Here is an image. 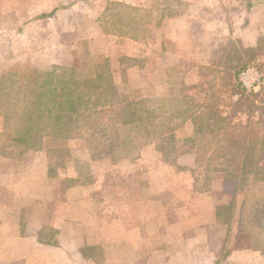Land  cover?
Here are the masks:
<instances>
[{
	"label": "rangeland",
	"instance_id": "1",
	"mask_svg": "<svg viewBox=\"0 0 264 264\" xmlns=\"http://www.w3.org/2000/svg\"><path fill=\"white\" fill-rule=\"evenodd\" d=\"M29 1L33 6L37 0ZM208 1L206 4L209 3L210 5L211 3ZM160 2L176 7L177 0H134L135 5L127 4V6L107 0H90L87 1L86 7L81 6L79 10H72L75 11L73 13L58 12L55 16L57 26L56 23L46 21L43 17L46 22L45 28L43 25L40 26L43 21L38 26L33 21L30 23L32 26L24 28V25L30 22L26 21L29 17H36L39 14L34 11L33 13H21L23 0H0V130L1 134L4 135V137H0V147L4 150L18 152L21 149L32 151V149L44 146L49 148L51 155H53L49 158L51 165H65L66 162L68 164L70 160L69 151H72L73 154L78 155L77 157H82L83 164L80 162L81 160L78 163L83 167L85 178L86 161L100 170L102 165L106 166L107 161L119 160L120 158H116V155L119 153L125 155L127 153L125 150L128 151L129 149L131 150L128 155L134 153L135 158L138 155L142 166L157 164L158 167H164L163 163L159 161V152L155 150H159L158 147L156 148L155 142L140 145L141 140L138 139L139 141L132 142L131 145H121L126 140L137 138L135 133H137L138 127L141 128L142 123L138 114L128 113L129 118L122 115L111 117L110 111L118 114V111H122L126 105L132 104V108H134L140 99L146 98L147 105H150V111L168 110V113L173 111V118L170 121L172 123L180 122L183 118L181 113L183 106L181 105L182 100L178 98L177 94L182 82L193 84L192 81H196V83L199 81L200 71L196 64H216L220 58L225 61L228 54L231 53L230 51L233 52L243 47V43L239 38H233L229 34L216 35L215 25L210 22L206 32L201 26L193 25L188 31V37L193 42L200 44V38L201 40L204 39L212 43V46L211 44L193 45V43L172 46L171 42H168V46L163 51L161 46L157 44V37L166 33L165 29L162 32L159 29L154 32L148 28L149 25L162 23L163 19L160 20L162 13L159 9ZM225 3L228 4V1ZM129 5L132 7H128ZM136 5L143 6V8H135ZM150 6L159 8L153 10V7L150 8ZM24 9H26L25 6ZM30 9L34 10V8L27 6V10ZM71 24L76 25V28L70 29ZM39 27L42 28L39 30ZM107 31L111 35L107 36L109 34ZM60 32L61 34H58ZM58 38L64 43H69V45L53 46L54 41H58ZM163 39L165 38L162 34L159 36V41ZM184 41L185 38H183ZM261 41L263 45L264 39ZM83 58H87L86 65L83 64L85 69H80V71L65 69V67H69L71 62H76L75 64L80 66L81 61L79 60ZM222 65L223 69H226V65L224 63ZM96 67L102 68L103 72L101 73V69ZM231 71L235 70L232 69ZM99 72L108 79L110 77V80L117 87L114 94L107 95L108 99H115V97L120 99L116 103L117 107L115 106L117 110L111 108L105 111L104 121L99 118L101 113L98 115L99 113L85 110L87 115L83 112L78 113L81 127L75 129H79L80 132L70 131L72 136H63L65 132L61 130L59 135L47 134L50 131L46 125V121L50 120L49 113H56V106L59 103H69L62 97L51 98L54 94L58 95V93L64 92L62 85L67 75L73 79L78 77L80 81H84L86 77H96ZM193 72H198V75H193ZM238 76V81L245 88V94L242 96L239 93L230 95L234 91L233 89L238 90V88L230 84L225 86V92L221 93L220 99L222 101L221 108L226 114L229 110L228 103L230 101L238 103L244 96L258 92L264 94V51L255 61H250L246 68H242ZM230 78L232 79L233 76ZM219 84L220 86L224 85ZM68 88L70 89L71 86L68 85ZM87 89L86 85L82 83L78 92L85 94ZM259 103L262 104L261 101ZM246 106L250 107V104L246 103ZM253 112L254 116L258 118L262 116L261 109H255ZM29 113L33 114V119L28 118ZM177 113L182 116L177 115L175 119ZM41 116H44L45 120ZM165 116L166 114L158 118L163 121ZM130 118L133 119L132 122L128 121ZM261 119L264 121V117ZM148 121L149 118L144 115L143 127L148 124ZM188 123L187 126L184 123L176 131L177 137L180 139L183 137L185 140L187 133H192V126L190 122ZM149 126L152 125L148 124ZM31 133L34 136L37 133L40 135L44 133L40 143L37 138L30 143L21 140L23 136L28 137ZM73 133L78 134L73 136ZM157 140V146H159L161 139L158 138ZM210 140V150L217 149L218 145L214 143L215 139L210 138ZM182 142L181 140L177 143V149L178 154L182 153L184 157L181 158L177 154L176 164L173 165L178 168H194L196 179L194 188L197 191L201 187L210 186L213 180L212 171L214 173L212 167L215 165L222 166V159L215 158L214 163H211L208 158L210 151L205 157L203 156L204 153L201 152L200 159H198L197 155L192 152L194 150L196 152L198 144ZM113 144L120 148L109 151ZM223 146L227 151L231 150L232 147L224 142ZM188 154L192 157H189ZM178 161L179 164H177ZM93 171L94 173L90 174L92 178L97 174L95 170ZM117 172L114 171L112 172L114 174H111L113 182L118 181V177L121 176L119 174L124 175V172ZM90 175L87 174V178ZM129 176L125 180L131 181L132 178ZM142 176L147 180L148 175L142 173ZM186 178L188 179L186 180ZM173 179L175 182L181 181L174 185L179 187V190H175L174 193L176 195L174 197V213L192 214L191 217L196 218L194 214L199 212V202L196 198L198 195L196 190L190 188L189 181L193 183V180L189 176L179 179L173 176ZM146 180L144 181L146 182ZM249 187V190L246 191L247 194L242 196L243 202L237 205V213L245 216V218L237 219L236 223L231 221V224L224 229L230 230L233 225H237L248 231V234L256 232L258 235H264V210H262L264 208V185L251 184ZM206 196H203L201 202L205 206H210L212 199ZM110 199L111 201L114 200L111 204L112 206L115 205L113 211H116L117 194L110 191ZM130 205L132 203L125 199V203L120 202V209L124 206L129 209ZM255 207H258L259 212L253 213ZM260 210H262L261 213ZM258 214L262 215L258 218L260 220L250 222L249 225V221L255 219ZM190 224L186 221H182L180 224L175 221V223L165 226L166 231L165 228L159 226L158 237L156 243L153 244L157 247L155 249H150L148 238L141 237L140 240H134L137 244L139 241L141 243L138 245V249H129V247L118 249L117 245L113 244L104 249H78L77 254H74V249L71 251L66 249L68 253L66 256L65 253L63 256L61 255V264H221L225 255L228 262L237 257V251L233 252L230 246H224V248L222 246L224 239H228L229 231L223 236L224 238L214 241L215 238L211 237L214 234L212 230L209 232L205 229L198 231L197 228L192 229ZM188 226L192 230H188ZM141 233L146 234L148 230H142ZM165 233H171L173 237L165 236ZM181 234L185 236L181 237ZM237 234H242L240 229ZM245 240L241 237L237 244L243 246L242 243ZM237 244L235 243V245ZM166 245L173 248L163 249Z\"/></svg>",
	"mask_w": 264,
	"mask_h": 264
},
{
	"label": "crops",
	"instance_id": "2",
	"mask_svg": "<svg viewBox=\"0 0 264 264\" xmlns=\"http://www.w3.org/2000/svg\"><path fill=\"white\" fill-rule=\"evenodd\" d=\"M87 1L90 0H37L31 6L29 0H23L21 13L34 11L39 14L36 17H29L26 21L30 22L24 25V28L32 26L30 23L33 21L37 26L43 21L40 26L43 25L45 28L46 22L43 17L46 21L56 23L55 16L58 12L73 13L75 11L72 10H79L81 6L86 7ZM107 1L124 6L135 5L134 0ZM227 1L228 4L225 3ZM206 2L207 0H177L176 7L159 3L162 23L149 25L148 28L154 32L158 29L162 32L165 29L166 33H162L165 39L159 41V36L162 34L157 37V44L163 51L168 46V42H171L172 46L190 43L212 46V43L204 39L200 38V44L188 37V31L193 25L201 26L206 32L210 22L215 25L216 35L229 34L233 38L237 37L244 46H257L259 38L264 37V0L251 6L245 0H209L210 5ZM27 6L34 10H27ZM136 7L143 8L140 5ZM152 7L153 10L158 9L156 6H150ZM41 28L39 27V30ZM69 28L75 29L76 25L71 24ZM109 35L111 34H107ZM183 38H185L184 42ZM63 45L69 43H64L59 38L53 44V46ZM196 65L199 68V65ZM194 74L197 76L198 72H193ZM191 83L194 84L196 81ZM188 124L186 122V126ZM187 134L185 140L183 137L182 139L177 137V142L182 140L188 143L186 139L190 134ZM2 136L4 137L0 130V137ZM26 138L27 136H23L21 140L26 141ZM151 142H155L156 148L159 149L157 140L149 143ZM155 150L159 152V161L164 167H158L157 164L142 166L138 155L135 158L134 153L131 155L119 153L116 157L120 158L119 160L107 161L106 166L102 165L100 170L84 161L85 178L83 167L78 163L82 157H77L78 155L73 154L72 151H69L68 164L66 162L65 165H51L49 158L53 155L50 149L44 146L32 151L21 149L18 152L0 147V264H61L63 254L65 253L66 256L68 253L66 249L70 251L74 249V254H77L78 249H104L111 244L117 245L118 249H127V247L138 249L141 243L139 241L137 244L135 241L140 240L141 237L148 238L150 249H155L157 247L153 244L156 243L159 226L166 231L165 226L175 221L179 224L182 221L189 222L192 224H190L191 228H197L198 231L212 230L214 234L211 237L215 238L214 241L224 238L223 236L229 231L228 239H224L222 246L223 248L230 246L233 252L238 253L237 257L229 262L226 261L225 255L221 264H264V247L251 248L237 244L241 235L248 231L237 225L225 230L224 228L229 224H222L217 219L218 207L232 196L225 191L224 175H220L223 172L213 166L212 184L197 191L194 188L196 185L194 168H178L173 165L176 164L178 149L168 159L160 149ZM192 152L200 159L202 150L199 145L196 152L195 150ZM206 154L203 156L205 157ZM178 155L184 157L182 153ZM80 162L83 164L82 160ZM93 170L97 174L92 178L90 174L94 173ZM114 171L124 172V175L119 174L121 176L118 177L117 182L111 179ZM142 173L148 175L147 180L143 178ZM87 174L90 175L89 178ZM126 174L132 175L129 176L132 178L131 181L125 180L128 178ZM173 176L178 179L189 176L193 180V183L189 181L190 188L196 190L198 194L196 198L199 202V212L194 214L196 218L191 217L192 214L174 213L176 196L174 193L175 190H179V187L174 185L181 181L175 182ZM110 191L117 194L116 211H113L115 205L111 204L114 200L110 199ZM204 195L212 199L210 206L202 204ZM242 196L244 195H237V204L243 202ZM125 199H128L132 205L129 209L125 206L120 209V202L125 203ZM241 218L244 219L245 216L236 214L232 222L236 223L237 219ZM190 226L187 227L188 230H192ZM145 229L148 233L142 234L141 231ZM239 229L241 235L237 234ZM165 236L173 237V234L167 233ZM170 248L173 247L166 245L163 249Z\"/></svg>",
	"mask_w": 264,
	"mask_h": 264
},
{
	"label": "trees",
	"instance_id": "3",
	"mask_svg": "<svg viewBox=\"0 0 264 264\" xmlns=\"http://www.w3.org/2000/svg\"><path fill=\"white\" fill-rule=\"evenodd\" d=\"M245 1L251 6L260 3L262 0ZM262 39H264V37L259 38L257 46L242 45L243 47L233 52L230 51L231 53L228 54L225 61H222L223 59L220 58L216 64L199 65L200 78L197 83H181L179 93L177 94L178 98L182 100L181 105L183 106V108H181L183 118L180 122L172 123V121H170L171 118H173V111H169V113L168 110L150 111V105H147L146 98L140 99L137 102V106L134 108H132V104L129 106L126 105L122 111H118V114L110 111L111 117L122 115L129 118L128 113H132L133 115L138 114V118L142 120L141 128L138 127L137 133H135L137 138L126 140L123 142L124 144L121 143V145H131L132 142L139 141L138 139L141 140L140 145H142L160 138L161 143H159V149L167 159L177 150L178 142L176 131L178 128H181L184 123L190 122L192 133H190L186 142L195 145L198 144L200 148L203 147L201 150H203L202 152L204 155L210 151L208 158L211 163H214L215 158L222 159V166L215 165L214 168L223 172L225 191L232 195L226 203L220 205L217 209V219L220 220L222 224H231L232 218L238 214L237 195H246V191L249 190L251 184L264 185V121L261 119L264 117V94L258 92L250 94L249 96H244L238 103L230 101L228 103L229 110L227 114L224 113V109L221 108L222 101L220 99L221 93L225 92V86L228 84L235 85L238 88V90L236 88L233 89L234 91H232L230 95L233 93H239L241 96L245 94V88L242 87V83L238 81V75L242 68H246L250 61H255L260 53H263L264 43L263 45L261 44ZM79 61H81L80 66H77V64H75L76 62H71L69 67H65V69L71 71L85 69L84 65H86L85 62H87V58H83ZM223 63L226 65L227 70L223 69ZM98 69H101V73L103 72L102 68ZM232 69L235 71H231ZM100 72L97 73L96 77H86L84 81H80L78 77L73 79L70 75L69 78L67 75L62 85L64 92L58 93V95L54 94L51 98H56V96L58 98L62 97L69 103H59L56 106V113H49L50 120L46 121V125H48L50 129L49 132L51 133L47 132V134L59 135L61 134L59 133L61 130L65 132L63 136H72L70 131H79V129L76 130L75 128L81 127L78 113L83 112L86 115V111L99 113L98 115L101 113L99 118L101 121H104L103 115L105 111L111 108L117 110L116 103L120 101V99L118 97H115V99L107 98L108 94H114V92H116L117 87L112 80H110V77L108 79ZM232 76L233 78L231 79L230 77ZM82 83L88 88L85 94H79L80 91L78 92V88ZM219 83L224 85L220 86ZM68 85L71 86L70 89ZM259 101H261L262 104H260ZM246 103L250 104V107L246 106ZM47 109L51 110L50 108ZM255 109H261L262 116L259 118L254 116L253 111ZM164 114H166L164 117L166 122H163L164 120L160 121L158 118L164 116ZM32 115V113H29L27 116L30 119ZM144 115L149 118L148 124L152 126L148 127L147 124L143 127ZM177 115L180 117L182 116L177 113L175 119ZM41 118L45 120L44 116H41ZM128 121L132 122L133 119L130 118ZM124 123L125 121L122 127ZM44 133L41 135L37 133L36 136L31 133L26 138V141L30 143V141L37 138L40 143V139ZM76 134L73 133V136ZM210 138L213 140L215 139L214 143L218 145L217 149L210 150ZM223 142L230 144L232 146L231 150L227 151L225 146H223ZM118 148L120 147L113 144L112 147L109 148V151ZM130 150L131 149L128 151L125 150V152H127L125 155L129 154ZM262 210H264V208ZM262 210H260V213ZM257 212H259V209L255 207V212L253 213ZM238 215L240 216V214ZM260 216L262 215L258 214L252 221L249 219L250 221L248 224L250 225V222H258ZM242 238L246 239L242 243L246 247H263L264 235H258L256 232L249 234L246 232L243 234Z\"/></svg>",
	"mask_w": 264,
	"mask_h": 264
}]
</instances>
